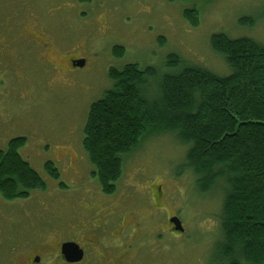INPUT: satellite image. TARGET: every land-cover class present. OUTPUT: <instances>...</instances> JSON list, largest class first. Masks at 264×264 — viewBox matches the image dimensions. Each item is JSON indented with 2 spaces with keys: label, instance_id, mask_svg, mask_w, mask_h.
I'll use <instances>...</instances> for the list:
<instances>
[{
  "label": "rangeland",
  "instance_id": "374dc122",
  "mask_svg": "<svg viewBox=\"0 0 264 264\" xmlns=\"http://www.w3.org/2000/svg\"><path fill=\"white\" fill-rule=\"evenodd\" d=\"M190 9L199 13L197 26L184 17ZM36 31L50 61L21 36ZM218 33L264 42V0H0V150L26 138L19 152L46 184L7 205L0 196V264H20L35 247L83 246L101 221L115 229L116 216H100L106 206L87 217L80 213L91 192H102L83 138L92 103L113 87L109 70L130 63L152 68L149 95L164 76L190 66L229 75L228 63L211 46ZM81 60L84 65L74 64ZM186 155L187 146L164 132L126 157L113 208L121 205L116 210L137 223L140 241L127 251V264H229L221 248L224 196L218 186L203 189L187 170ZM48 162L58 179L47 172ZM173 215L184 232L170 229Z\"/></svg>",
  "mask_w": 264,
  "mask_h": 264
},
{
  "label": "trees",
  "instance_id": "16d2710c",
  "mask_svg": "<svg viewBox=\"0 0 264 264\" xmlns=\"http://www.w3.org/2000/svg\"><path fill=\"white\" fill-rule=\"evenodd\" d=\"M184 17L198 25L196 9L185 10ZM211 46L228 63L229 75L190 66L160 79L154 95L147 88L152 68L136 63L111 68L113 87L90 107L83 148L94 167L93 177L111 193L126 157L145 138L175 134L187 146V170L204 183V190L218 186L224 196V258L229 264H264V42L218 33ZM25 144L26 138H15L0 150V196L7 201L46 188L19 152ZM45 168L59 178L51 162Z\"/></svg>",
  "mask_w": 264,
  "mask_h": 264
},
{
  "label": "flooded vegetation",
  "instance_id": "af4514ba",
  "mask_svg": "<svg viewBox=\"0 0 264 264\" xmlns=\"http://www.w3.org/2000/svg\"><path fill=\"white\" fill-rule=\"evenodd\" d=\"M31 17L35 19L37 16L32 14L30 18ZM21 36L26 41H29L30 44L35 46L37 49H40L45 59H47V61H50L49 60L50 57L48 53V44L44 41L43 36L39 32L36 31L34 35H28L27 33L25 34L23 33ZM70 63H73V60H71ZM78 63H81L84 65L85 61L81 60V61L74 62V64L76 65ZM121 179L122 177L116 182L115 184L116 189L113 192L108 193L104 191L102 187L101 188L102 192L94 190L95 193L91 192L92 197L90 199H86L83 202L87 207L86 209L83 208L84 211L80 212L82 213L83 217H87L93 211L99 210L100 206H106L107 210L105 211L99 210L101 212L100 214L101 218L105 220V219H108L109 217L116 216L118 223L114 227L115 229H112L108 227L107 224H104L105 221L104 222L101 221V223H99V227L97 228V231L95 230L94 232L87 233V235L89 236L88 241L85 243L83 242V246L77 243L84 253V256L81 260L75 261V262H69L65 259L62 253L63 243L68 242V241H65V242H62L61 245L57 249H51V248L42 249L39 247L33 248L32 251H34V254L33 253L28 254L26 259H24L20 264H43L45 263V260H49V262L51 261L53 264L55 263L56 264H85L89 261L88 260L89 256H91V260L93 264H127L129 261H126L127 260L126 253L127 251H129L130 248L134 247L135 242L140 241V238L139 239L136 238L137 231H135V227L137 223H129L127 220L128 214H124V210L122 211L116 210V209H121L120 207L121 205H118L116 209L113 208L114 207L113 202L115 201L113 199H115L114 197H116L117 195L116 190H117L118 182H120ZM156 195H157V201H153V202L155 206H158V203L161 200V187L160 186L157 187ZM105 196H110V197L109 199H107L105 198ZM8 202H13V201H8ZM2 204L7 205V200L4 199V202ZM124 204L126 205V203ZM79 210L81 209L79 208ZM85 212L88 215L85 216L84 215ZM172 217H175V216L173 215L168 219V224L170 225V229L173 232H175L174 225L171 224L170 222V219ZM117 230H119V232H117ZM176 233H180V232H176ZM133 235L135 236L134 238H133Z\"/></svg>",
  "mask_w": 264,
  "mask_h": 264
},
{
  "label": "water",
  "instance_id": "95a60500",
  "mask_svg": "<svg viewBox=\"0 0 264 264\" xmlns=\"http://www.w3.org/2000/svg\"><path fill=\"white\" fill-rule=\"evenodd\" d=\"M77 65L82 66L83 64L78 63ZM170 222L174 225L175 232H184V227L178 216L172 217ZM62 253L65 259L69 262L79 261L84 256L83 250L80 248V246L77 243L71 241L63 243Z\"/></svg>",
  "mask_w": 264,
  "mask_h": 264
}]
</instances>
